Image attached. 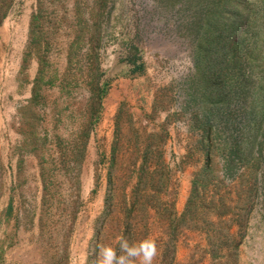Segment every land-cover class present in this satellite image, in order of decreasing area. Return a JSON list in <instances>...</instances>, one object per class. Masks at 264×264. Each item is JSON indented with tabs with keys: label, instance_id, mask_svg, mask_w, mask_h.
Returning a JSON list of instances; mask_svg holds the SVG:
<instances>
[{
	"label": "rangeland",
	"instance_id": "374dc122",
	"mask_svg": "<svg viewBox=\"0 0 264 264\" xmlns=\"http://www.w3.org/2000/svg\"><path fill=\"white\" fill-rule=\"evenodd\" d=\"M120 238L264 264V0H0V264Z\"/></svg>",
	"mask_w": 264,
	"mask_h": 264
},
{
	"label": "clouds",
	"instance_id": "9594fccd",
	"mask_svg": "<svg viewBox=\"0 0 264 264\" xmlns=\"http://www.w3.org/2000/svg\"><path fill=\"white\" fill-rule=\"evenodd\" d=\"M120 255L111 246L99 245L98 264H153L157 256V245L151 238L130 244L128 240L120 238Z\"/></svg>",
	"mask_w": 264,
	"mask_h": 264
}]
</instances>
